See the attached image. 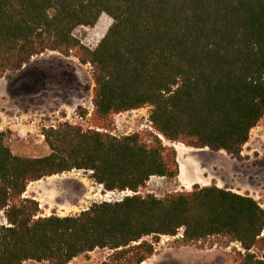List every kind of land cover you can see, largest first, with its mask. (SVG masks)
Listing matches in <instances>:
<instances>
[{"label": "trees", "instance_id": "trees-1", "mask_svg": "<svg viewBox=\"0 0 264 264\" xmlns=\"http://www.w3.org/2000/svg\"><path fill=\"white\" fill-rule=\"evenodd\" d=\"M102 14L111 24L89 49L73 33ZM49 51L90 67L91 127L42 128L49 153L36 157L14 154L11 132L0 131V264H69L95 249L110 251L101 264H142L162 236L178 246L234 243L232 264H264V208L253 197L215 184L141 191L179 174L165 142L241 159L264 120V0H0V78ZM144 107L145 127L115 133L116 115ZM73 170L106 192L134 194L39 215L27 186Z\"/></svg>", "mask_w": 264, "mask_h": 264}, {"label": "rangeland", "instance_id": "rangeland-1", "mask_svg": "<svg viewBox=\"0 0 264 264\" xmlns=\"http://www.w3.org/2000/svg\"><path fill=\"white\" fill-rule=\"evenodd\" d=\"M110 24L111 18L106 14H102L97 23L89 28L88 32L83 28H78L73 34L77 39L82 40L85 36L87 39L88 34L94 33L97 35L93 36L95 42L97 37L105 34ZM44 55L46 54L33 57L32 60H29L24 65L25 69H33L32 72L36 69H41L45 64L46 56ZM22 73L24 72H21V75L18 71L7 72L0 78L2 102L5 104L1 111L3 113L2 116L4 118L22 117L24 126L28 125L31 119L39 121V124L35 132H26L21 137L11 132L8 144L14 154L29 157L41 156V153L31 147L41 143L38 134L44 128L41 126L42 123H46V125L53 123L54 126H57L63 121L71 120V124H73L74 121H77V116H81L82 120L77 121L78 124L83 125L84 128L91 127L89 124V111L83 106L75 108L72 113L68 114L67 119L63 118V120L62 116L67 114L65 110H58L55 113L54 109L42 108L37 111L38 103L35 100L36 98L32 101L27 100L25 96L28 93L24 92L35 89L37 85L36 76L31 72H26L22 76ZM18 85L23 88V94L16 91ZM7 101H10L7 104L8 107H6ZM11 103H16L17 106L13 107ZM23 106L26 107L24 108ZM21 107L24 110L22 115L19 114ZM149 112L150 107H144L116 115L114 117L115 133L127 134L145 127L148 124ZM183 153L184 159L179 160V166L184 168L182 174H178L175 180L153 177L141 191L153 192L160 196L172 190H190L193 184L200 186L215 184L240 194H247L256 199L264 208V120L251 130L249 140L242 148L240 160L230 158L224 151H214L208 148H190L185 149ZM73 179H77L78 182ZM53 181H57L58 184L60 182L61 185L64 184V188L62 190L59 187L60 193L56 196H48V199H54L56 203H53V206L61 207L62 210H65L69 203H73L71 199L72 192L76 193L77 196L80 194L76 205H81L82 207H87L93 202L103 201L108 199V197L113 200L118 196L117 194H109L107 196L106 191L90 179L89 172H78L76 176L75 174H70L54 177L49 179L47 184L52 186ZM1 222L2 219L0 218V224ZM176 237L162 236L156 244L155 254L142 264H232L235 255L234 250L238 249L234 243L227 247L213 246L211 248L178 246L174 243ZM109 252V250L105 249H95L74 258L69 264H101ZM254 252L257 253L256 251ZM26 264L36 263L26 262Z\"/></svg>", "mask_w": 264, "mask_h": 264}, {"label": "crops", "instance_id": "crops-1", "mask_svg": "<svg viewBox=\"0 0 264 264\" xmlns=\"http://www.w3.org/2000/svg\"><path fill=\"white\" fill-rule=\"evenodd\" d=\"M43 54H46L44 55L46 56V59L45 64L41 69H36L33 71V73V69H25V67L23 66L20 70H17L18 72H20V75L21 72H24L22 73V76L26 72H31L36 76L37 85L35 86V89L32 91H24L28 93L25 96L27 97V100L32 101L36 98L35 100L38 103V109H36L37 111L42 108L54 109L55 113L58 110H65L67 114L65 116H62V119L67 117L69 113H72L73 110L79 106H83L84 108L86 107L88 111L92 110L93 80L91 78L89 66L80 64L72 56H64L62 54H59L58 52L49 51ZM43 54L39 56H43ZM32 58L30 60H32ZM21 88L22 87L18 85L16 91H18V93H22L23 88ZM1 91L2 90L0 89V131L9 130L10 132L16 134V136L18 137L23 136V134H25L26 132H35L37 125L31 124V120L28 125L24 126L22 124V117L19 118L16 116L4 118L2 116L3 113L1 111L3 110V106H5V104L2 102L3 97L1 96ZM22 98H24V96H22ZM11 99L14 100L13 98ZM9 103L10 101L6 102V107H8L7 104ZM11 105L13 107L17 106L16 103H11ZM23 107L25 108L26 106ZM23 111L24 110L22 108L19 114L22 115ZM32 120L36 122L35 119ZM38 135L40 137L41 143L39 145H32L31 148L41 153V156L47 155L49 153V149L43 141L42 134L40 133ZM177 160L179 163V159ZM78 172L85 171L73 170L60 175H52L50 177L32 182L27 186L23 196L30 197L39 203V215L41 216H49L51 214H54L56 216L74 215L88 207L76 205L78 199L80 198V194L77 196L76 193L72 192L73 195L71 199L73 200V203H69V205L65 207L66 209L62 210L61 207H54L53 203H56V201L54 199H48V196H56L57 194H59V189L61 188L63 190L64 184L61 185L60 182L58 184L57 181H53V185L49 186L47 183L51 178L70 174H75L76 176L78 175ZM69 179L71 180V178ZM73 180L78 182L77 179Z\"/></svg>", "mask_w": 264, "mask_h": 264}, {"label": "built area", "instance_id": "built-area-1", "mask_svg": "<svg viewBox=\"0 0 264 264\" xmlns=\"http://www.w3.org/2000/svg\"><path fill=\"white\" fill-rule=\"evenodd\" d=\"M86 32H88V30H89V28H87V27H82ZM91 28V27H90ZM89 36H88V38L86 39V36L82 39V40H80V43L81 44H83L85 47H87V48H89V49H94L96 46H97V44L100 42V40L102 39V37L104 36V35H102L101 37H97V39H96V41L94 42V35L95 36H97L96 34H94V33H92V34H88ZM85 42V43H84ZM91 111L92 110H90L89 111V113H88V115H90V113H91ZM66 119H67V117H65ZM63 120V119H62ZM65 120V119H64ZM82 120V118H81V116H77V121L79 122V121H81ZM77 121H74V123L73 124H78V122ZM64 122V121H63ZM69 123H71L72 121L70 120V121H68ZM31 124H33V125H37V127H38V124H39V121L37 122H35L34 120H32L31 119ZM41 126H43L44 128H48V127H55L54 125H53V123H50V124H47L46 125V123H42V125ZM107 194V196L109 195V194H117L118 196L115 198V199H113V200H119V199H121L124 195H131V194H134L132 191H129V190H125V191H120V192H117V191H115V192H106ZM106 201H111V198H109L108 197V199H105ZM22 264H26V262H24V263H22Z\"/></svg>", "mask_w": 264, "mask_h": 264}, {"label": "bare ground", "instance_id": "bare-ground-1", "mask_svg": "<svg viewBox=\"0 0 264 264\" xmlns=\"http://www.w3.org/2000/svg\"><path fill=\"white\" fill-rule=\"evenodd\" d=\"M174 147H175V150L177 152V159H179L180 161L183 160L184 157H185L183 151L185 149H190V148H188V147H186V146H184L183 144H180V143H174ZM180 170H181L180 173L182 174L183 171H184L183 166L180 167Z\"/></svg>", "mask_w": 264, "mask_h": 264}, {"label": "water", "instance_id": "water-1", "mask_svg": "<svg viewBox=\"0 0 264 264\" xmlns=\"http://www.w3.org/2000/svg\"><path fill=\"white\" fill-rule=\"evenodd\" d=\"M162 139V138H161ZM164 141V140H163ZM165 144L166 145H169V146H172L174 149H175V147H174V143H169V142H165Z\"/></svg>", "mask_w": 264, "mask_h": 264}]
</instances>
